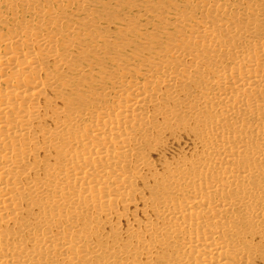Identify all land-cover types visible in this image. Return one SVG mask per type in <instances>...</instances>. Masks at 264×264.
<instances>
[{"label": "bare ground", "instance_id": "obj_1", "mask_svg": "<svg viewBox=\"0 0 264 264\" xmlns=\"http://www.w3.org/2000/svg\"><path fill=\"white\" fill-rule=\"evenodd\" d=\"M181 1L100 109L52 4L0 0V264H264V0Z\"/></svg>", "mask_w": 264, "mask_h": 264}, {"label": "rangeland", "instance_id": "obj_2", "mask_svg": "<svg viewBox=\"0 0 264 264\" xmlns=\"http://www.w3.org/2000/svg\"><path fill=\"white\" fill-rule=\"evenodd\" d=\"M146 1L47 0L52 4L47 6L53 8L56 18L69 23L75 36L80 37L79 41L74 37L75 46L61 53L68 59L62 81L70 93L83 95L86 105L96 104L100 109L112 106L119 97L117 91L121 83L141 80L135 70L145 57L151 56V51L154 54L157 50H166L170 34L177 36L190 26L189 18H193L186 14L180 17L183 23L176 22L175 14L182 6L181 0H151L150 4L161 8L156 10V16L167 15L162 22L150 19ZM18 15L12 23L0 24V35L10 32L11 24L20 20L21 15ZM9 19L12 18L9 16ZM193 20H199V15ZM35 23L33 19L32 25H28L33 28ZM149 39L150 48L145 49ZM79 123L86 122L81 119Z\"/></svg>", "mask_w": 264, "mask_h": 264}]
</instances>
